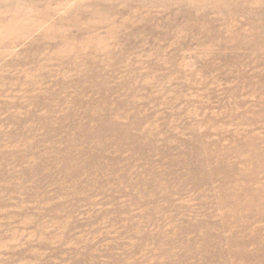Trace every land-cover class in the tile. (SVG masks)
<instances>
[{"label": "rangeland", "instance_id": "rangeland-1", "mask_svg": "<svg viewBox=\"0 0 264 264\" xmlns=\"http://www.w3.org/2000/svg\"><path fill=\"white\" fill-rule=\"evenodd\" d=\"M0 264H264V0H0Z\"/></svg>", "mask_w": 264, "mask_h": 264}]
</instances>
